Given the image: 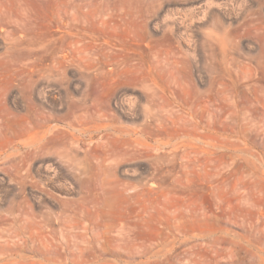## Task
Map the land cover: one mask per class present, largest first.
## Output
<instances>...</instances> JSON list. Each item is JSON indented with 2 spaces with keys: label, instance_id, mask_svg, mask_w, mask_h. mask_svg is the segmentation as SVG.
Instances as JSON below:
<instances>
[{
  "label": "rangeland",
  "instance_id": "1",
  "mask_svg": "<svg viewBox=\"0 0 264 264\" xmlns=\"http://www.w3.org/2000/svg\"><path fill=\"white\" fill-rule=\"evenodd\" d=\"M0 10L1 87L61 116L29 123L31 98L7 105L0 264H264V0H0ZM33 39L45 47L30 51ZM49 74L99 84L69 109L64 89L31 92L30 76ZM125 85L122 112L111 96ZM67 121L76 158L22 155L29 126Z\"/></svg>",
  "mask_w": 264,
  "mask_h": 264
},
{
  "label": "bare ground",
  "instance_id": "2",
  "mask_svg": "<svg viewBox=\"0 0 264 264\" xmlns=\"http://www.w3.org/2000/svg\"><path fill=\"white\" fill-rule=\"evenodd\" d=\"M68 3H69V1H68ZM63 13V12H62ZM74 13V12H73ZM6 14V13H5ZM5 14H4V12L3 11H1L0 10V22H3L4 20H5ZM77 14H79V13H77ZM25 15V14H24ZM58 16H60V15H58ZM73 16V15H72ZM78 16V18H79V15H77ZM25 17H27V16H25ZM62 17V16H61ZM67 17V16H66ZM88 17V16H87ZM28 19H30V18H28ZM69 19V18H68ZM73 20H74V18H72ZM16 20V19H15ZM17 20H19V19H17ZM64 20V19H63ZM28 21V20H27ZM27 21H25V22H27ZM152 21V20H151ZM28 22H30V21H28ZM32 22H33V20H32ZM70 22V21H69ZM72 22V21H71ZM74 22V21H73ZM34 24V23H33ZM77 24V23H76ZM171 24V23H170ZM70 26V25H69ZM72 26V25H71ZM168 26V25H167ZM73 27H75V26H73ZM89 27H90V25H89ZM173 27V26H172ZM69 28V27H68ZM173 29V28H172ZM171 29V30H172ZM11 32H12V30H11ZM67 32L69 33V30H67ZM16 34V33H15ZM22 36V35H21ZM18 37V36H17ZM25 37V36H24ZM23 37V38H24ZM7 38V37H6ZM21 38V37H20ZM26 38V37H25ZM28 38V37H27ZM93 38V37H92ZM213 38V37H212ZM22 39V38H21ZM14 40H16V38L14 39ZM5 41V40H4ZM21 41H23V39L21 40ZM16 42V41H15ZM19 42L20 41H18L17 42V44H19ZM84 42V41H83ZM83 42H80V43H82L83 44ZM5 43V42H4ZM21 43V42H20ZM24 43H26V42H24ZM64 43V42H63ZM7 44H12V42L11 43H6V45ZM13 44H15L14 42H13ZM12 44V46L14 47V45ZM32 44H34V46H32V47H30L29 48V50L30 51H34V50H40V49H43L44 47H45V45H43L40 41H38V40H36V39H33V41H32ZM65 44V43H64ZM85 44V43H84ZM212 44V43H211ZM21 45V44H20ZM22 45H24V44H22ZM30 45H31V43H30ZM49 45V44H48ZM53 45V44H52ZM213 45V44H212ZM12 46H11V48H12ZM25 46V45H24ZM62 46V45H61ZM73 46H75V45H73ZM7 46H5V48H6ZM25 47H27V46H25ZM59 48V47H58ZM22 49V48H21ZM83 49V48H82ZM7 50H9V46H8V49ZM10 50H12V49H10ZM71 50V49H70ZM13 51V50H12ZM11 51V52H12ZM60 50H58V52H59ZM63 51V50H62ZM61 51V52H62ZM72 51V50H71ZM66 52H68V51H66ZM73 52V51H72ZM39 53V52H38ZM86 53H90V52H86ZM17 54V53H16ZM43 54V53H42ZM59 54V53H58ZM60 54H62V53H60ZM59 54V55H60ZM98 54V53H97ZM96 54V55H97ZM71 55H72V53H71ZM78 55V54H77ZM90 56L89 57H91L93 54H89ZM12 56H14V55H12ZM16 56V55H15ZM18 56V55H17ZM43 56V55H42ZM68 55L66 54L65 55V58L66 59H68V57H67ZM54 57V56H53ZM60 57H61V55H60ZM60 57H57V58H60ZM71 57H73V56H71ZM87 57V56H86ZM95 58V57H94ZM93 57L91 58V59H94ZM42 59H44V58H42ZM73 59V58H72ZM70 60V59H69ZM68 60V61H69ZM74 60V59H73ZM9 61V60H8ZM41 61V60H40ZM71 61V60H70ZM70 61L69 62H67V63H69V65L70 66H72L73 65V63H74V65L76 64H80L79 62L78 63H75V62H71L72 63V65H71V63H70ZM84 61V60H83ZM16 62H18V61H16ZM55 62H56V59H55ZM57 62H61V61H57ZM94 62H97V59H96V61L94 60ZM19 63H21V62H19ZM49 64V63H48ZM55 64V63H54ZM27 65V64H26ZM31 65H33V64H31ZM52 66V64H49V66ZM57 65V64H56ZM68 65V66H69ZM50 66V67H51ZM67 66V65H66ZM67 66V67H68ZM79 66V65H78ZM49 67V68H50ZM80 67V66H79ZM41 68H47V69H49L47 66L46 67H41ZM110 68V67H109ZM33 68H31L30 70H32ZM52 69H53V66H52ZM51 69V70H52ZM67 69V68H66ZM75 69V68H74ZM23 70H25V69H23ZM28 70V69H27ZM70 70H73V69H70ZM77 70V69H76ZM75 70V71H76ZM101 70H103V69H101ZM38 71V70H37ZM40 71H43V70H40ZM39 71V73H42V72H40ZM45 71H46V69H45ZM65 73H66V70H63ZM78 71V70H77ZM81 71V70H80ZM54 72H56V71H54ZM53 72V73H54ZM20 73V72H19ZM36 73V72H35ZM45 72H43V74H44ZM46 73H48V72H46ZM52 73V74H53ZM73 73V72H72ZM97 73V72H96ZM13 74V73H12ZM34 74V73H33ZM54 74H57V73H54ZM69 74V73H68ZM78 74V73H77ZM86 74V73H85ZM101 74V73H100ZM99 74V75H100ZM35 75V74H34ZM60 75H63V73L62 74H60ZM104 75H106V74H104ZM18 76V75H17ZM28 76V75H27ZM33 75H31L30 76V78L28 79V83H29V88L31 87V92L34 94V95H36V96H38L39 98L41 97L40 95V88L41 87H43V85H45L44 83H46L48 86H52L57 92H58V94H62V89H64L65 90V92H66V99H65V102L67 103V107L69 108V109H71V107H72V109H76L77 107H79V106H85L86 107V105L88 104V103H90L89 102V99L90 98H93V97H90L89 98V91L94 87V85H96V84H99V79L98 80H96V79H94V78H92V77H90L91 75H88V76H82V78H80V77H75V76H71L72 77V79L70 80V79H68V77H65V78H62V79H66L67 78V82L65 81V80H61L62 82H65V83H67V84H63V83H55V82H53V80L52 79H54L56 76L54 75H52L53 77H51L52 79H50V78H48V76H50V74L49 75H47V76H42V78L44 77V81L43 80H41L40 78H38V79H35V78H33V77H36V76H38V72H37V74H36V76H33ZM78 76V75H77ZM103 76V75H102ZM8 77V76H7ZM46 77V78H45ZM120 77V76H119ZM13 78V77H12ZM20 79V78H19ZM18 79V80H19ZM58 80H60L59 78H57ZM57 79H56V81H57ZM84 79V80H83ZM104 79V78H103ZM113 79V78H112ZM133 79H135V78H133ZM13 80V79H12ZM52 80V81H51ZM55 80V79H54ZM109 80V79H108ZM15 81V80H14ZM83 81H84V84L82 85V83H83ZM119 81V80H118ZM137 81V80H136ZM135 81V82H136ZM139 81V80H138ZM16 82V81H15ZM120 82V81H119ZM149 82V81H148ZM153 82V81H152ZM1 83V82H0ZM12 83V82H11ZM17 83H18V81H17ZM20 84L22 83V82H19ZM118 83V82H117ZM137 83V82H136ZM60 84V85H59ZM106 84V83H105ZM133 84H135V83H133ZM6 85V84H5ZM12 85H13V83H12ZM128 85V84H127ZM141 85V84H140ZM152 85H154V84H152ZM152 85H151V87H152ZM21 86H23L24 87V85H21ZM20 86V88L22 89V87ZM82 86H84V90L82 89ZM101 86V85H100ZM113 86V85H112ZM148 86H150V85H148ZM14 87H16V84H15V86ZM25 87H28V85L27 86H25ZM24 87V88H25ZM110 87H111V85H110ZM117 87V86H116ZM120 87V86H119ZM122 87V86H121ZM18 88V87H17ZM17 88H15V89H17ZM19 88V89H20ZM118 88V87H117ZM124 88L126 89V90H128L130 87H128V86H124L123 87V89H121L120 88V90L119 91H117V93L114 95V93H112L113 94V96H111L112 98H114V101H115V104L116 105H118V107H119V110L120 111H122L123 112V108L125 107V105H124V102L123 101H121V99L119 100V97H118V93L120 92V91H123L124 90ZM138 88V87H137ZM20 89V90H21ZM73 89L74 90H76V91H78V90H81V92H80V94L81 95H77V93L76 94H72L71 95V93H73L74 91H73ZM107 89H109V88H107ZM134 89H136V88H134ZM139 89V88H138ZM14 90V89H13ZM13 90H11L10 88H6L5 89V87L4 88H2L1 87V85H0V127H1V123H2V120H4V119H6L10 114H11V111L9 110V107H7V105H9L8 103H10V102H12L14 105H19V104H21V103H24V101H22L23 100V97L22 96H24V95H26V94H24L23 95V93L22 92H24L23 91V89L21 90L22 92H14ZM18 90V89H17ZM42 90V89H41ZM137 90V89H136ZM82 91H83V93H82ZM94 91H97V90H95L94 89ZM133 91V90H132ZM26 92V91H25ZM24 92V93H25ZM29 92V91H28ZM27 92V93H28ZM44 92V91H43ZM64 92V93H65ZM30 93V92H29ZM31 94V93H30ZM33 94H31V95H33ZM97 94H98V92H97ZM122 94V93H121ZM139 94V93H138ZM22 95V96H21ZM77 95V96H76ZM94 95V94H93ZM99 95V94H98ZM20 96L22 97V100H20ZM27 96V95H26ZM26 96H24L25 98H26ZM94 96H96V95H94ZM102 96V95H101ZM100 96V97H101ZM139 96V95H138ZM97 98L96 99V101L94 100V102H96V105H97V100H101V98L103 97H101V98ZM123 97H125V96H123ZM156 97V96H155ZM28 98V97H27ZM26 98V99H27ZM29 98H31V96L29 95ZM28 98V99H29ZM32 98H34V97H32ZM32 98L30 99V101L27 103V105H26V107L27 108H24V109H27L26 111H27V113H26V119L27 120H29V123L31 122V120L32 119H36V120H40V119H42V120H44V121H55V120H58L60 117H59V115H57V114H54V113H50V112H46V111H41L42 109V105L41 106H39V102H35V101H33L32 100ZM128 98V97H127ZM153 98H154V96H153ZM28 99H27V101H28ZM35 99V98H34ZM104 100V99H103ZM124 100V99H123ZM130 100H131V98H130ZM22 101V102H21ZM26 101V102H27ZM43 101L44 102H49V99H48V97L46 96V93L44 94V98H43ZM69 101V102H68ZM158 101V100H157ZM160 101V100H159ZM93 102V103H94ZM127 101H125V103H126ZM128 102H129V100H128ZM131 102H133V100L131 101ZM136 102V101H135ZM38 105H37V104ZM92 103V104H93ZM101 103V102H100ZM25 104V103H24ZM22 105V104H21ZM64 106V103H60V105H59V107L60 108H62L63 106ZM71 105V106H70ZM95 104H93V106H94ZM130 106H133L132 104H129ZM135 105V104H134ZM158 105V104H157ZM12 107V106H11ZM74 107V108H73ZM67 108V109H68ZM91 108H92V105H91ZM68 109V110H69ZM82 109V108H81ZM99 109V108H98ZM68 110H66V112H67V116H68ZM78 110H80V109H78ZM77 110V111H78ZM160 112V111H159ZM72 113V112H71ZM70 113V114H71ZM102 113V112H101ZM100 113V114H101ZM105 113V112H104ZM99 114V113H98ZM99 114V115H100ZM15 115V114H14ZM14 115H12V116H14ZM20 115V114H19ZM18 115V116H19ZM85 115V114H84ZM107 115V114H106ZM15 116H17V115H15ZM21 116V115H20ZM62 116H65V115H62ZM73 116V115H72ZM105 117V116H104ZM8 118H10V117H8ZM13 118V117H12ZM65 118H66V116H65ZM67 118H69V117H67ZM160 118V117H159ZM11 119V118H10ZM16 119H17V117H16ZM157 119V118H156ZM9 122V121H8ZM7 122V123H8ZM11 124V123H10ZM88 124V123H87ZM80 125H81V122H80ZM8 127H10V125L8 126ZM24 127V126H23ZM118 127V126H117ZM141 128V127H140ZM6 129V128H5ZM20 130H22V129H20ZM8 131V130H7ZM81 131V130H80ZM120 132L121 131H124L123 129H120L119 130ZM76 132H75V128H74V126L72 125V123L71 122H69V121H67L66 122V124H65V126L64 127H60V126H58V125H49V124H44V125H41V126H38V127H32V126H29L28 127V129H27V133H26V139L22 142V143H17L16 145H17V147L18 148H22L23 149V151H22V155L25 157V158H27V159H32V158H34V157H41V155H44V154H46V153H49V155H50V153H52L51 155H54L55 153H57L56 155L58 156L59 155V157H62V158H64V159H74V158H76L79 154L78 153H80V152H78V149L76 148V143L78 144V141H77V139H76ZM165 143V142H164ZM10 144V143H9ZM79 146V145H78ZM87 153H85V155H86ZM48 155V154H47ZM47 158H49L48 156H47ZM41 160H43V161H45V160H47L46 158H44V159H41ZM82 160H84V161H86V162H88V158L85 156V157H83L82 158ZM70 161V160H69ZM72 161V160H71ZM2 218H3V220H4V217L3 216H1ZM6 220H7V218H6Z\"/></svg>",
  "mask_w": 264,
  "mask_h": 264
}]
</instances>
